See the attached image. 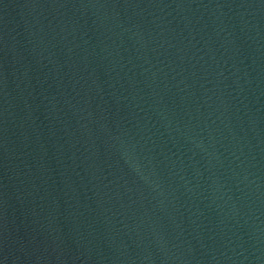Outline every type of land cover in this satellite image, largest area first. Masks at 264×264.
<instances>
[{"label":"water","instance_id":"1","mask_svg":"<svg viewBox=\"0 0 264 264\" xmlns=\"http://www.w3.org/2000/svg\"><path fill=\"white\" fill-rule=\"evenodd\" d=\"M0 264H264V0H0Z\"/></svg>","mask_w":264,"mask_h":264}]
</instances>
